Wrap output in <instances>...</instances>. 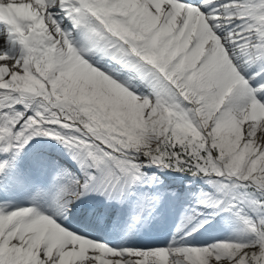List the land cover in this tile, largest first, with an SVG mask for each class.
Instances as JSON below:
<instances>
[{"label": "snow or ice", "instance_id": "obj_1", "mask_svg": "<svg viewBox=\"0 0 264 264\" xmlns=\"http://www.w3.org/2000/svg\"><path fill=\"white\" fill-rule=\"evenodd\" d=\"M0 264H264V0H0Z\"/></svg>", "mask_w": 264, "mask_h": 264}]
</instances>
